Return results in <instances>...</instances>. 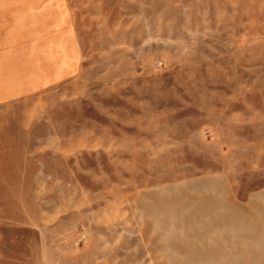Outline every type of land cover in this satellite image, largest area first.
Wrapping results in <instances>:
<instances>
[{
  "label": "rangeland",
  "instance_id": "rangeland-1",
  "mask_svg": "<svg viewBox=\"0 0 264 264\" xmlns=\"http://www.w3.org/2000/svg\"><path fill=\"white\" fill-rule=\"evenodd\" d=\"M0 264H264V0H0Z\"/></svg>",
  "mask_w": 264,
  "mask_h": 264
},
{
  "label": "crops",
  "instance_id": "crops-1",
  "mask_svg": "<svg viewBox=\"0 0 264 264\" xmlns=\"http://www.w3.org/2000/svg\"><path fill=\"white\" fill-rule=\"evenodd\" d=\"M54 18H48V34L41 35L38 41L43 50L37 54L36 69L29 73L27 87L30 91L46 90L66 82L73 77L79 66L80 50L78 41L72 35L69 25H54Z\"/></svg>",
  "mask_w": 264,
  "mask_h": 264
}]
</instances>
